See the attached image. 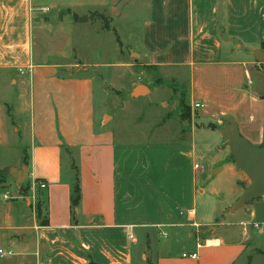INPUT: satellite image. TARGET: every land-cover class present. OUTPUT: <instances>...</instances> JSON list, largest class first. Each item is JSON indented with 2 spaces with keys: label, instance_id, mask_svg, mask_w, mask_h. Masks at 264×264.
Returning <instances> with one entry per match:
<instances>
[{
  "label": "crops",
  "instance_id": "crops-1",
  "mask_svg": "<svg viewBox=\"0 0 264 264\" xmlns=\"http://www.w3.org/2000/svg\"><path fill=\"white\" fill-rule=\"evenodd\" d=\"M130 2L0 0V171L19 183L16 173L26 166L25 188L34 181L46 184L23 191L18 184L17 201L8 210H24L22 200L30 206L29 195L36 193L42 216L22 230L35 237L37 264H248L264 253L253 241L264 224V197L230 210L248 179L221 205L218 224L202 231L195 207L204 192L196 183L197 163L190 171L182 160L195 156L196 130L190 132L191 145L116 141L107 112L101 117L96 112L98 77L75 59V28L97 20L96 13L108 20L120 16ZM142 2L150 12L144 21L150 31L136 53L142 74L159 67L187 69L191 98L200 100L193 105L204 108L195 111L200 119L233 117L241 134L260 146L264 74L250 48L264 43V0ZM56 6L59 13L50 14ZM137 86L142 88L135 100L152 92L146 83L133 89ZM14 148L18 157L7 159ZM175 209L191 223L173 222ZM177 227L188 233L189 252L182 255L176 237L170 239L165 230ZM156 229L163 240L155 241ZM20 239L30 242L27 236ZM193 252L197 258L189 256Z\"/></svg>",
  "mask_w": 264,
  "mask_h": 264
},
{
  "label": "rangeland",
  "instance_id": "rangeland-1",
  "mask_svg": "<svg viewBox=\"0 0 264 264\" xmlns=\"http://www.w3.org/2000/svg\"><path fill=\"white\" fill-rule=\"evenodd\" d=\"M130 1L120 16L115 14L111 20H108L102 13H96L94 18L97 20L90 19L76 26L75 59L80 60V63L88 64L87 73L98 77L95 78L96 112L100 117L103 112H107L105 121L109 123L108 128L114 131L116 141L156 142L155 144L177 142L185 145L188 143L191 145L192 141L195 143L194 158L187 156V158L182 157V160L186 161L190 171L192 165L198 164L195 169L196 183L204 192L195 201L197 221L202 223V231L209 232L210 227L216 226L217 220L221 219V205L223 203L226 205L227 201L234 197L242 181L247 178L250 183V180L235 164L230 148L222 137L220 130L227 119L201 120L198 113H195L196 110L201 113L204 108H195L193 105L195 101L200 100L196 96L191 98L189 71L184 68L159 67L149 70L144 75L141 69L145 67L142 65L137 67L136 64L141 61H139L140 55L136 53L142 50L143 37L150 31L144 26V21L149 17L150 12L143 5L142 0ZM59 9L56 6L50 14L59 13ZM130 49L133 54H129ZM76 60L72 62L76 63ZM125 62L131 65L129 71L122 66ZM256 64L258 70L264 74L261 64ZM95 65H98L97 68ZM97 69L102 74L98 75ZM137 82L149 85L152 89L151 94L140 100L133 99L131 91ZM193 128L196 133L191 141L190 132ZM260 146H264V142ZM187 151L189 149L184 150ZM5 157L9 160L18 157V148L12 149ZM230 162L235 164L233 168L228 166ZM9 173V171L6 174L0 171V249L12 251V254L1 256L0 264H17L20 260H24L21 264H37L34 257L35 237L28 230H22V226L32 225L34 219L38 221L39 213L42 216L41 206L37 199L33 200L31 193L30 206L22 200L24 210L16 207L15 210H8L11 204L17 201L15 196L18 197L16 192L18 184L20 190L27 189L26 179L21 178L17 183L13 178L8 177ZM5 195L10 198L5 199ZM172 214L173 222L191 223L189 218L184 219L185 217L179 216L176 209ZM188 229L196 230L192 227ZM165 230L169 232L170 239L176 237L175 247L181 249V255L182 252H189L187 228ZM254 232L256 234L254 243L259 244L264 250V224ZM21 235L30 237V242L21 243L23 241L20 239ZM153 237L156 242L159 239L163 240L159 236L158 229L154 230ZM14 241L18 247L13 245ZM144 241L145 239L141 237V242ZM135 254L137 257L141 255V247Z\"/></svg>",
  "mask_w": 264,
  "mask_h": 264
},
{
  "label": "water",
  "instance_id": "water-1",
  "mask_svg": "<svg viewBox=\"0 0 264 264\" xmlns=\"http://www.w3.org/2000/svg\"><path fill=\"white\" fill-rule=\"evenodd\" d=\"M250 52L264 70V48L251 47ZM141 88L142 86L135 87L131 93L132 97L138 95ZM220 131L230 148L235 164L250 180V185L230 207L231 211H236L247 203L264 197V146H256L245 138L240 132L238 122L233 117L227 118ZM16 175L23 179L26 178V166L21 171H17ZM249 264H264V253H256Z\"/></svg>",
  "mask_w": 264,
  "mask_h": 264
},
{
  "label": "built area",
  "instance_id": "built-area-1",
  "mask_svg": "<svg viewBox=\"0 0 264 264\" xmlns=\"http://www.w3.org/2000/svg\"><path fill=\"white\" fill-rule=\"evenodd\" d=\"M46 10H47V9H46ZM195 106H196V107H200V106H202V104H200V103H196ZM196 167H198V164H196ZM37 185H38L39 187H41V188L46 187V184H45V183L34 181V182H32V184H31V188L33 189V188H35V186H37ZM31 188H30V189H31ZM4 197H5V199L10 198L8 195H5ZM32 198H33L34 201L37 199V198H36V193H33ZM192 213H193V211H190V212H189V214H192ZM181 214L184 215V212H181ZM130 238H134L133 234H130ZM10 254H12V251H5V250H3V249H0V256L5 257L6 255H10ZM187 255H188V254H184V256H187ZM189 256H190L191 258H197V257H198V253H197V252H193V253L189 254Z\"/></svg>",
  "mask_w": 264,
  "mask_h": 264
},
{
  "label": "trees",
  "instance_id": "trees-1",
  "mask_svg": "<svg viewBox=\"0 0 264 264\" xmlns=\"http://www.w3.org/2000/svg\"><path fill=\"white\" fill-rule=\"evenodd\" d=\"M262 47L264 48V43H262ZM27 188L30 189V185ZM76 193H79V187L76 188ZM76 204H77V201L74 202V205H76ZM39 215L41 216V213H39ZM250 261H249V263H250ZM90 264H98V263L91 262Z\"/></svg>",
  "mask_w": 264,
  "mask_h": 264
}]
</instances>
